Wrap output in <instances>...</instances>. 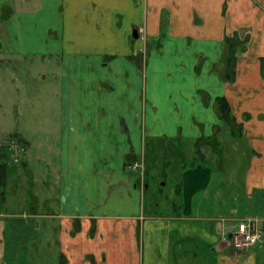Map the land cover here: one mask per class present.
Masks as SVG:
<instances>
[{
	"label": "crops",
	"instance_id": "crops-1",
	"mask_svg": "<svg viewBox=\"0 0 264 264\" xmlns=\"http://www.w3.org/2000/svg\"><path fill=\"white\" fill-rule=\"evenodd\" d=\"M0 29V65L22 71L7 81L21 105L0 122L27 147L0 264H264V239L226 241L264 222V0H0ZM41 133L55 158L34 153Z\"/></svg>",
	"mask_w": 264,
	"mask_h": 264
},
{
	"label": "rangeland",
	"instance_id": "rangeland-1",
	"mask_svg": "<svg viewBox=\"0 0 264 264\" xmlns=\"http://www.w3.org/2000/svg\"><path fill=\"white\" fill-rule=\"evenodd\" d=\"M0 31H2L0 29ZM235 41V40H233ZM236 42V41H235ZM10 66V65H9ZM7 65H0V71L2 73V84L0 83V112H2V115H8V113L13 112L12 111V99L13 102L16 103L15 106L21 105V101L20 104H18L19 102L17 101V99L21 98V97H12V93L10 91V86L8 85L7 81L9 79V75L10 73H18V72H22L19 71L18 69H12L9 67L10 70L6 69ZM17 67V66H16ZM33 69H31V75H33L32 73ZM34 80L30 81V85L27 86V89L29 88V96L30 98H34L35 96H37V94L39 93V86L38 85H33ZM46 89V87H45ZM54 91L53 92H49L47 91L45 93V101L44 102L42 100V103L38 104V109L41 112H47V109H50V105L52 106L51 108H55L53 107V103L55 102V98L56 97H49L52 94L56 93V88L53 87ZM60 94V93H59ZM37 100V99H36ZM50 102V103H48ZM14 103V104H15ZM32 108V107H31ZM29 108V109H31ZM23 109V107H22ZM28 109V110H29ZM9 111V112H8ZM49 112V111H48ZM1 114V113H0ZM25 115L28 116L29 120L31 122H35L37 121L36 119H38V115H37V111H34V108L31 109L29 112L25 113ZM8 117V116H7ZM6 117H2V119L4 120ZM24 120V119H23ZM1 121V120H0ZM224 126L228 127L229 125H225ZM36 128V127H35ZM52 129V128H49ZM229 129H232L234 131L237 130L236 127L234 126H230ZM32 132H34L35 130L32 129ZM227 131V130H226ZM54 134V133H52ZM33 140H34V153L36 154H40L43 155L46 151L49 153L50 151L47 149L48 145H44V134H35V135H31ZM56 137V133L55 135H51V139H47L45 138V141H47L49 143L50 146L54 147L56 142L54 143V139ZM26 150L27 147L24 143V137L22 132H7L5 126L0 122V174L4 173V169L7 170V176L6 178H3V176L0 177V210H4L3 207H17L20 206L21 209L24 208L23 207V199L24 197L22 196V191L25 190L24 188V182H23V165H22V158H24V156L26 155ZM50 158H55L56 155L54 153V151L49 153ZM233 162H235L236 166H241L242 164H244V160L241 156L236 157L235 155L232 156ZM130 166V165H129ZM130 169V171L132 170H138L139 168L136 169H132L131 167L128 168V170ZM243 200V198H241ZM242 200H240V205H242ZM242 212V211H241ZM238 215H243V213H239L236 214ZM13 214H10V218H14L12 217ZM16 216V215H14ZM18 216V215H17ZM245 216V215H244ZM252 218H256V217H252ZM16 219V218H15ZM258 219V218H256ZM7 234H9V231L6 230ZM42 233V232H41ZM39 232H33L32 236H38ZM40 236H44V233L41 234ZM15 242L13 241L10 246L13 248V244ZM235 252V251H234Z\"/></svg>",
	"mask_w": 264,
	"mask_h": 264
},
{
	"label": "built area",
	"instance_id": "built-area-1",
	"mask_svg": "<svg viewBox=\"0 0 264 264\" xmlns=\"http://www.w3.org/2000/svg\"><path fill=\"white\" fill-rule=\"evenodd\" d=\"M129 167L141 168L139 162H133ZM264 239V222L247 217L237 222L236 227L228 233L227 244L232 251H241L259 246Z\"/></svg>",
	"mask_w": 264,
	"mask_h": 264
},
{
	"label": "trees",
	"instance_id": "trees-1",
	"mask_svg": "<svg viewBox=\"0 0 264 264\" xmlns=\"http://www.w3.org/2000/svg\"><path fill=\"white\" fill-rule=\"evenodd\" d=\"M227 49H228V56H227V69H226V79L228 81H231L233 79L234 75V61H235V43L232 39L227 38L226 39ZM215 104L217 107L218 114L221 118V120L229 126H234L238 130H240L241 125L236 122L234 117H232L230 112V106L225 97H216L215 98ZM199 146V145H198ZM199 149L197 150V153H199ZM133 159H129V164L132 162ZM131 165V164H130ZM92 264H95L94 261H92Z\"/></svg>",
	"mask_w": 264,
	"mask_h": 264
}]
</instances>
